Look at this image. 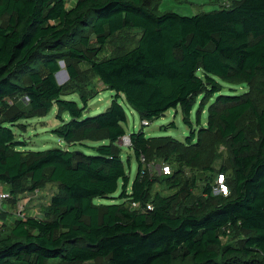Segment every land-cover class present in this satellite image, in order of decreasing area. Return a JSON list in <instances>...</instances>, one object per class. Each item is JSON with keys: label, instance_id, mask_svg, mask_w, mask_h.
I'll return each mask as SVG.
<instances>
[{"label": "trees", "instance_id": "obj_1", "mask_svg": "<svg viewBox=\"0 0 264 264\" xmlns=\"http://www.w3.org/2000/svg\"><path fill=\"white\" fill-rule=\"evenodd\" d=\"M156 1L76 0L67 7L62 0H0V186L9 194L25 186L56 187L43 218L17 217L0 234V264H264V0L194 15L155 14L149 4ZM126 29L140 32L136 43L98 59L109 38ZM79 61L115 92L92 116L85 111L98 92L83 81L73 63ZM60 62L68 75L63 84L56 79ZM218 80L247 89L221 93ZM71 94L82 106L63 98ZM118 98L141 123L179 108L189 133L182 141L148 136L141 124L127 135ZM54 106L60 124L52 133L67 148L21 150L12 127ZM195 107L197 125L207 108L206 125L196 130ZM124 136L137 162L130 191L121 158ZM75 144L93 153L69 147ZM221 145L229 151L230 169L213 166ZM141 156L146 162L162 158L173 168L167 175L141 174ZM185 168L208 174L190 206L179 207L178 193L152 192L156 182L177 185L175 174ZM220 174L225 195L214 194ZM119 181L121 202H94L110 197ZM187 184L195 186V179L181 188L189 196ZM131 202L152 208H132ZM234 230L245 233L242 239L223 243Z\"/></svg>", "mask_w": 264, "mask_h": 264}, {"label": "rangeland", "instance_id": "obj_2", "mask_svg": "<svg viewBox=\"0 0 264 264\" xmlns=\"http://www.w3.org/2000/svg\"><path fill=\"white\" fill-rule=\"evenodd\" d=\"M75 1L76 0H71V2L67 3L73 4ZM238 1L239 0H157L154 3H150L149 8H151L155 14H162L166 11H172L181 15H194L199 12H208L222 7H229ZM6 20L7 16H4L2 23H5ZM139 33L140 32L135 29H126L115 36H112L100 49L97 58H106L113 54H117L126 48L132 47L136 43ZM91 44L95 45L93 36H91ZM73 63L82 74L81 76L83 81L86 83L89 82L88 88L98 92L97 95L88 102L85 115L92 116L102 112L110 104L115 92L105 88L100 80L91 73L89 70V65L85 61ZM60 70L62 72L56 75V79L59 84H63L68 81V75L65 70L64 63L63 66L60 67ZM218 81L222 84L221 93L240 94L247 89V87L242 84H230L221 80ZM63 98L74 100L79 106H82L77 94L67 95ZM16 100V98L11 99L12 103ZM118 101L123 105L126 113V122L123 123L126 134L128 135L132 131H137L141 127V120L137 112L134 111L128 104H126L122 98H118ZM195 109L196 107L192 110L191 120L192 126L196 130L201 125H206L207 108L204 107V109L201 111V125H197L196 123ZM14 111L15 109L11 110L9 113H14ZM55 113L56 107L54 106L46 115L21 119L17 122L18 124L16 126L12 127L16 139L22 142V145L20 146L21 150H44L53 147L67 148V143L52 133V130L60 124V122L55 118ZM64 116H66V120H69L67 115ZM172 123L174 126L171 125ZM247 129L250 130V139H255L256 134L252 132L254 129L253 121H248ZM143 131L148 136L170 135L182 141L189 133V128L183 123L182 115L178 108L177 113H175V110L169 109L158 118L149 121L147 125L143 126ZM85 144L97 145L99 143L86 141ZM69 147H71V149L82 150L88 154L93 153L91 149L79 144L71 145ZM121 158L129 177V185L127 186V190L130 191V185L136 173L137 162L132 150L126 146L121 147ZM149 159V163H153L152 169H154L151 174L156 173L158 175L159 173L157 169L159 165H164L165 161L159 157H151ZM166 163L171 165L173 168V164L170 162ZM220 165H225L228 169H230L229 151L222 145L219 147L218 156L213 163L215 168L220 167ZM207 175V172L204 171L185 168L182 173L175 174L176 177L174 180L176 179L178 182L177 185L173 187H167L163 182H156L153 186L152 192H160L165 195L178 193L179 207L183 208L184 205L190 206L192 202L197 199V197L201 196L202 179L207 177ZM193 178L195 179V186H188L187 184V186L190 188V195L186 196L187 193H182L181 188L183 187V183L185 181L190 183ZM0 190L7 192L9 188L7 186H2ZM55 191V185L49 183L45 184L40 190L30 191L25 186V188L23 187L21 191L16 192L15 194H10V197L4 200L2 204L3 207L1 209L3 210L0 213V234H6L13 219L17 217L43 218L45 207L49 204L50 198ZM120 191L121 182L119 181L118 189L112 195H110V197L95 198L94 202L104 204L121 202L122 199L118 197ZM244 234V232H238L235 230L228 231V237L226 236L222 241L225 243L226 241L242 239ZM53 261L58 262V259L48 260L47 264L52 263ZM93 264H107V260L99 259Z\"/></svg>", "mask_w": 264, "mask_h": 264}, {"label": "built area", "instance_id": "obj_3", "mask_svg": "<svg viewBox=\"0 0 264 264\" xmlns=\"http://www.w3.org/2000/svg\"><path fill=\"white\" fill-rule=\"evenodd\" d=\"M64 5L65 6H71L72 4H68L67 2H71V0H62ZM142 125H147V121L146 120H143ZM120 145H123V146H126V147H129L131 145L130 143V140H129V137L128 136H124L122 138V140L120 141ZM140 161L142 163V170H141V174H144L145 172H149L151 173L154 169H152L153 167V163H149V162H146L145 161V158L143 156L140 157ZM158 175L160 174H170L171 172V169L169 167V165H159L158 167ZM1 188V186H0ZM227 186L224 184V179H223V175H218L217 176V179H216V185L214 186V193H221V194H227ZM4 191V190H3ZM1 191L0 190V211L3 210L1 209L3 207V201L8 199L10 197V194L9 192L7 191ZM131 206L132 208H136V209H143V210H146V209H151V205L150 204H146L144 207H141L139 203L137 202H131Z\"/></svg>", "mask_w": 264, "mask_h": 264}, {"label": "water", "instance_id": "obj_4", "mask_svg": "<svg viewBox=\"0 0 264 264\" xmlns=\"http://www.w3.org/2000/svg\"><path fill=\"white\" fill-rule=\"evenodd\" d=\"M60 66H63V62H61L60 63ZM60 72H62L61 70H59L57 73H56V75L58 74V73H60ZM65 72V71H64ZM66 73V72H65Z\"/></svg>", "mask_w": 264, "mask_h": 264}]
</instances>
